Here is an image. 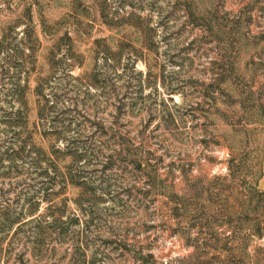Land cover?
Returning a JSON list of instances; mask_svg holds the SVG:
<instances>
[{"label":"rangeland","instance_id":"374dc122","mask_svg":"<svg viewBox=\"0 0 264 264\" xmlns=\"http://www.w3.org/2000/svg\"><path fill=\"white\" fill-rule=\"evenodd\" d=\"M250 186L264 0H0V264H264Z\"/></svg>","mask_w":264,"mask_h":264},{"label":"trees","instance_id":"16d2710c","mask_svg":"<svg viewBox=\"0 0 264 264\" xmlns=\"http://www.w3.org/2000/svg\"><path fill=\"white\" fill-rule=\"evenodd\" d=\"M228 168L229 172L225 177L232 180L238 174V171L233 169L232 159ZM228 200H230L228 202V213L231 215L237 214V218H240L241 222L243 221L239 227L249 228L256 232L257 236H262L264 234V192L257 191L250 186L247 193L243 194L236 187H231ZM237 248L235 246L233 250ZM244 259H240L235 264L245 263Z\"/></svg>","mask_w":264,"mask_h":264},{"label":"water","instance_id":"95a60500","mask_svg":"<svg viewBox=\"0 0 264 264\" xmlns=\"http://www.w3.org/2000/svg\"><path fill=\"white\" fill-rule=\"evenodd\" d=\"M258 187H259V188H261V187H262V182H260V183H259V186H258Z\"/></svg>","mask_w":264,"mask_h":264}]
</instances>
